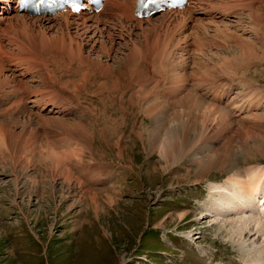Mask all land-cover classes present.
Wrapping results in <instances>:
<instances>
[{
	"label": "rangeland",
	"instance_id": "obj_1",
	"mask_svg": "<svg viewBox=\"0 0 264 264\" xmlns=\"http://www.w3.org/2000/svg\"><path fill=\"white\" fill-rule=\"evenodd\" d=\"M200 2L204 6L212 3L230 6L235 16L229 15L223 23L212 22L209 15L186 20L177 15L172 20L159 19L158 23L123 22L122 27L135 33L169 32L166 36L170 50L175 52L172 55L175 62L172 65L171 59L155 55L140 57L137 68L138 65L146 68L147 77L140 76L138 81L131 78L132 72L116 70V74L126 73L125 89L112 93L113 100L101 88L105 81L96 85L89 80L86 91L75 90L72 85L66 93L59 84L57 89L63 92L65 103L58 105L69 104L72 109L67 106V110L50 112L51 120L42 121L38 114H47L46 110L28 109L26 101L0 92V120L33 116L32 120L24 119L26 132L34 127L40 138L33 145L32 154L23 151L19 154L22 145L6 133V122L0 121V127L4 128L0 130V264H252L264 259L263 235L250 232L253 228L248 227L244 235L232 236L233 220L247 213H234L227 218L204 215L211 194L210 181L224 182L229 173L213 169L209 175H198L199 166L192 159L193 151L215 141L217 146L225 149L227 143L238 151L240 170L264 164V0H252L246 5L232 4L233 0ZM151 23L155 25L150 26ZM215 25L222 32L217 33ZM149 36H135V41L128 45L143 55L141 46ZM5 39L0 35V60L13 51L10 41L15 38ZM103 40L108 44L114 42L109 35H104ZM183 43L196 47L199 54L186 51L189 47ZM130 51L103 61L116 66L119 61H128ZM51 53L56 55L47 53L48 59L39 66L40 72L35 69L23 81L9 77L6 82H22L19 92L23 93L31 88L43 91L51 78L64 82L80 78L75 61L70 62L63 52ZM176 76L178 79L173 78ZM100 80L98 77L91 81ZM180 82L179 88L175 86ZM6 85H0V91H5ZM200 86L221 98H227L233 91L237 97L229 99L239 106L249 102L244 106L246 109L263 106L246 116L232 114L218 135L219 129L206 127L208 112L201 98L195 101L188 96L193 91L200 95ZM137 94L148 97L145 100ZM90 95L99 99L93 100ZM176 95L181 96V105H174ZM212 97L209 99L216 101ZM149 103L158 109L150 115L145 111ZM5 110L7 116L3 115ZM164 110L167 112L161 114ZM249 131L258 137L246 138ZM157 133H161L160 137L170 134L173 145L182 147L183 151H176L179 154L170 162L173 163L170 168H164L166 159L160 150L152 148ZM213 134L218 135V140L210 137ZM56 154L65 155H61L60 163L53 161ZM245 158L250 164H243ZM183 214L187 216L182 217Z\"/></svg>",
	"mask_w": 264,
	"mask_h": 264
},
{
	"label": "bare ground",
	"instance_id": "obj_2",
	"mask_svg": "<svg viewBox=\"0 0 264 264\" xmlns=\"http://www.w3.org/2000/svg\"><path fill=\"white\" fill-rule=\"evenodd\" d=\"M191 1H192V3H191ZM191 1L189 2V4L186 7L182 8V9H176L177 11L171 10V11H167V12H162L160 14H164L163 16L157 14V16L154 15L152 17L142 19V18H139L136 16V8H137L138 0H106L103 9L98 13L86 11V12H81L80 14H77V13H73L71 11H67V12H60L57 15H55L54 17L30 16L27 13H20L18 10V5H17L18 0H0V35L4 36V40H6L5 38H15L14 41H10V44H11L12 49H13L12 53L5 55L0 60V85L7 84L5 87V91H0V92L4 93L3 96H11L13 98L17 96L18 100L26 101L29 104L27 106L28 109H32V110L36 109V111L39 110V112H40V110H42V111L46 110L47 114H45V113L38 114L39 118L42 121H50L51 120L50 116H49L50 111H52V112L55 111V108L57 107V103H58L59 99H60V102H62V101L64 102L65 98H64V100H62L63 96H64L63 92L66 93V91L70 88V86L72 87V85H75L74 86L75 90L86 91V89L89 85L88 84L89 80H90L91 84H96V85L102 81H105L101 84V88H105V90H107V92H108V95H110V97H111L110 100H113V96H112L113 94L112 93L117 92V90L120 88H121V92H124V89H125L123 82L125 80L124 77H125L126 73L125 74H116V70H119L118 71L119 73L132 72L131 78L138 81V80H141L139 78L140 76H145V78L147 77V73L145 70L146 68H142L139 65L137 68V63H139L140 57L144 56V57H150L151 58L153 55H155L157 58H161V57L164 58L165 57V58L171 59L173 62L172 65H174V62H175V60H173V58L175 56H172V55H174L175 52H172V50H170L171 44H169V41H167L168 36H166L167 33H169V32H167V33L158 32L155 35H150V34H153L154 31H152V30L143 31L142 30L143 33H135L130 28H125V26L122 27L123 22H125V20H123V19L136 21L138 23L139 22L142 23V21L145 20V23H146V21L147 22H157V20H159V19H161L162 21H165L166 19L172 20L177 15H181L185 19H187V15H189L190 18L193 16H200V15L201 16H203V15L208 16L209 15V18L210 17L215 18V17L231 15V13H232L231 16H235V13H236L235 10L233 8H231L230 6H226V8H223V7H218L219 4H217V6H214L213 3L212 4L209 3L211 5L205 4L206 6H204L203 5L204 3H201L203 1H201V2H200V0H198V1L191 0ZM248 1L247 0H243V1L234 0L231 3L233 4V3L239 2V3L246 5V4H249L252 0H248ZM117 19H118V22L116 23L115 21ZM163 19H165V20H163ZM136 22H134V23H136ZM169 23H167V25ZM137 24H136V26H137ZM153 25H155V24H152L150 26H153ZM139 26L140 25H138L137 28ZM162 26H164V25H162ZM169 26H172V25L169 24ZM215 26H217V25H215ZM215 26H213V27H215ZM222 26H220V27H222ZM216 28H217L216 29L217 33L222 32V30L219 29V26H217ZM170 29H172V28L170 27ZM136 32H138V31H136ZM170 32H171V30H170ZM104 35H109L110 37H112V39H114L113 40L114 42H111L109 44L105 43L103 40ZM170 35H172V34H170ZM225 35H227V34H225ZM135 36H136V38H141V36H145V37L149 36V38L146 39V42L141 46L143 55H141V53L139 52V50L137 48L131 49L128 45V42L132 43V41H135ZM163 36H164V38H163ZM228 36H230V35H228ZM131 37H133L134 39H131ZM227 38H228L227 40H229V37H227ZM115 43L119 44V46L118 47L114 46ZM120 44H123V45H120ZM220 44H223V43L219 42V45ZM215 45H217V47H219L217 43H215ZM0 47H1V45H0ZM225 47H227V46H225ZM2 49L4 51L5 46ZM87 49H89V51ZM209 49H207V50H209ZM53 51L63 52L65 55H68L70 57L69 58L67 56L70 59V62L75 61L77 74L79 72L81 74L80 78H78L77 80H74V79L68 80L69 79L68 78V79H66V80H68L67 82H64L63 80L59 81V78H55L53 80L51 78V79H48L49 82H48L46 88L44 87L45 89L43 91H40L38 89L35 90V89L31 88V90L23 92V93L19 92L20 86L23 85L22 82H16V81H10L9 83L6 82L9 77H12V78H15L18 80L21 79V81H23L22 80L23 77H25L27 74L32 76L31 73L32 72L35 73V69H38V71L40 72L41 69L39 66H40V64H42L43 61L48 59L49 54H47V53L56 55L54 53H51ZM126 51H130L128 61H126V59L124 61H119L118 65H116V66L109 64V63H105L103 61V58H106L107 60H109L108 58L112 57L114 59V57H115L114 54H117V53L124 54ZM199 52H197V53H199ZM202 53L204 54V52H202ZM214 53H216V52L213 51V54ZM44 56H45V58H44ZM216 56H217V54H216ZM52 57L53 56H51V58ZM202 57L205 58V56H202ZM196 58H199V57H196ZM205 61H207V60H205ZM235 63L237 64V62H235ZM157 64H160V63H157ZM157 64H155V65H157ZM195 64H196V62H195ZM94 65L98 66L101 71L98 68H96ZM146 65H148V64H146ZM161 65H163V64H160L158 66L161 67ZM166 65H167V63H166ZM166 65H165V67L168 66V65L167 66ZM58 66L59 65L57 64V67ZM233 66H234V64H233ZM192 68H193V66H192ZM195 68H196V66H195ZM195 68H194V70H197ZM72 69H74V68H72ZM202 71L203 70H201V72ZM103 72H105V74ZM196 74H197V71H196ZM98 77H101L102 80H100L97 83H94V81H91L93 78L96 79ZM104 78H106L107 81ZM173 78L178 79L177 76L173 77ZM224 80H225V78H224ZM216 81H218V79ZM12 82H14L15 85H11ZM192 82H194V81H192ZM201 82H203V81H201ZM130 83L132 84L131 81H130ZM144 83L146 84V81L141 83L140 85L143 86ZM59 84H61L60 86L64 90L62 93H61V91H59V89H57L58 88L57 86ZM180 85H182L181 82H180V84L177 83L175 86H178V88H179ZM14 86L18 90L14 89ZM128 86H129V84H128ZM202 86H203V84H202ZM62 88H61V90H62ZM200 88H201V92H199L200 95L195 94L193 91V93L190 92L188 94V96L193 97L195 101H197L198 98H201V100H202L201 102L206 105L207 112H208L207 113V119H206L207 120L206 127L209 130H211L213 128L219 129V131H216V133L218 135H220L219 133L222 132L221 130L223 129L225 121H229V118L234 116L232 114H235L236 112H238L236 115L246 116V115H248L249 111L260 109L263 106V104L262 105L258 104L257 108L246 109L244 106H246L249 102L246 105L244 104V106L235 105L236 103L234 102V100H230V99L225 100V97H222V98L219 97L218 94L212 90L202 88L201 86L198 89H200ZM71 89H73V88H71ZM184 89H187V86H185ZM188 89H190V87ZM174 90H176V89L174 88ZM137 91H139V90H137ZM118 92H120V91H118ZM229 92H231V89L229 90ZM143 93H141V94H143ZM180 93H182V92H180ZM19 94H21V95H19ZM210 95L213 96L214 98H216V101L212 102L210 100L211 99ZM138 96H142V95H138ZM176 96H177V98H175L176 100L173 101L174 105L175 106L181 105L183 103V100H181L179 98L181 96H178V95H176ZM146 97H148V96H142L140 98L146 100ZM131 98H129V99L131 100ZM233 99H235V98H233ZM68 101L69 100H67V102ZM71 101L72 100H70V102ZM116 101H117V99H116ZM157 102H159V101H157ZM150 103L148 105L150 107L147 106V110H145L146 113H148L149 115L158 110V109H156V107L154 105L151 106ZM3 104H5L4 101H3ZM60 104H62V103H60ZM159 104H160V102H159ZM166 104L167 103H165V105ZM119 105H121V104H119ZM67 106H69V108L72 109L70 107V105L68 104V105H66V107H64L62 105L61 108H59L57 111H61V109L67 110L68 109ZM104 106H106V105H104ZM138 106H139V104H138ZM159 106H161V105H159ZM167 106H168V104H167ZM122 107H124V106H122ZM249 107H256V106L249 105ZM125 108H127V107H125ZM120 109L123 110V108H120ZM228 109H231L232 113ZM159 112H161V111H159ZM166 112H167V110H164L161 112V114H165ZM217 112H218V114H217ZM252 112H254V111H252ZM7 114L8 113L5 110V112H3V115L7 116ZM34 114L35 113H33V115ZM215 114H217V115H215ZM145 115H147V114H145ZM15 117H14V119H12L13 117H11V118L2 119L0 121L6 122L5 125L8 126V129L5 130L6 133L12 135L17 140V142L20 145H22L20 147L19 154L21 151H23L25 154H27V153L32 154L31 149H32L33 145L35 144L36 141H38V139H40L38 136L39 133L35 130L34 127L31 128L30 130L28 129V131L26 132V129H27L26 120L27 119L32 120L33 116H29V118L21 117L22 119L21 118H15ZM59 118H61V117H59ZM63 118L65 119V117H63ZM24 119H26V120L24 121ZM27 121H29V120H27ZM231 121H233V120H231ZM158 122L159 121H157V123ZM206 127H205V129H206ZM226 128L228 129V127H226ZM226 128H224V129L226 130ZM3 129H4L3 127H0V130H3ZM17 130H18V132H17ZM30 132H31V134H29ZM153 132H155V131H153ZM26 133L29 135V137L28 138L23 137L24 138L23 139L22 136L27 135ZM34 134H36V136H33ZM159 134H161V133H157L155 138H153L154 136H152V138L154 139V144L152 145V148L154 150H157V149L160 150L161 155L166 159L167 165L164 168L165 169L170 168L171 166H173V163H170V162L173 160V158L177 154H179L176 151H183V150H181L182 147H177V146L173 145V138H172V136H169L170 134L165 135L164 137H160L161 135H159ZM218 135L214 136V134H213V136L210 135V137L212 139L218 140ZM250 136L255 137L256 135H254L253 131H249L246 134V138L247 137L249 138ZM256 137H258V136H256ZM158 141H159V143H158ZM185 142H186V140H185ZM186 144H187V142H186ZM177 145L180 146L179 143ZM189 145H190V143L188 145H185V148H187V146H189ZM217 145H218V143L216 144L215 141H211L210 143L206 144V148L201 149V147H202L201 146L200 149H197V150L193 151V153H192V159L199 166V169L196 172V173H198V175H199V173L201 175H203V174L209 175L213 172V169H217L218 171L220 170V171L229 173V176L226 178V180L224 182L210 181L209 186L211 189V194H210V199L206 203L207 207H206V210L204 212V215H211V216H215L217 218L224 216L227 218L229 215L234 214V213H237V214L239 212H242L244 214L247 213L245 216H240V219L238 218V219L233 220L231 227H230V229L233 231L232 236L244 235L245 230L248 227L253 228V229H250V232L255 231V234L264 236V164L259 163L255 167L246 166L245 168L240 170L241 169V166L239 165L240 160L237 158L238 157L237 156L238 151L232 145L227 144V143H225V149L220 147V146H217ZM125 149H126V147H125ZM61 155H63V154H56L53 161L60 163L62 161ZM63 156H65V155H63ZM244 161H245L243 163L244 165L249 163L246 158L244 159ZM104 164H105V162H104ZM93 169H94V167H93ZM96 170H98V169H96ZM94 173H97V171ZM97 176H100V174H98ZM248 214H251V215L253 214L257 218L254 220L253 216H250ZM185 216H187V214H183L182 217H185ZM178 217H179V215H178ZM180 217H181V215H180ZM162 226H164V225H162ZM263 260L264 259H262L260 262L254 261L252 264H264Z\"/></svg>",
	"mask_w": 264,
	"mask_h": 264
}]
</instances>
